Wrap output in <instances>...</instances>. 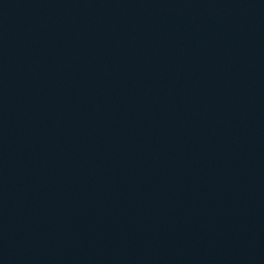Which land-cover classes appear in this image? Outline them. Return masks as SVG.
<instances>
[{"label": "water", "instance_id": "water-1", "mask_svg": "<svg viewBox=\"0 0 264 264\" xmlns=\"http://www.w3.org/2000/svg\"><path fill=\"white\" fill-rule=\"evenodd\" d=\"M0 264H264V0H0Z\"/></svg>", "mask_w": 264, "mask_h": 264}]
</instances>
